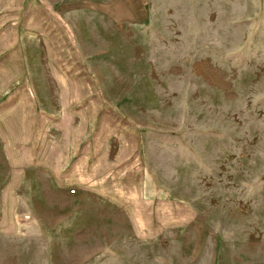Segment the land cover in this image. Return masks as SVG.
<instances>
[{
  "label": "rangeland",
  "instance_id": "rangeland-1",
  "mask_svg": "<svg viewBox=\"0 0 264 264\" xmlns=\"http://www.w3.org/2000/svg\"><path fill=\"white\" fill-rule=\"evenodd\" d=\"M0 264H264V0H0Z\"/></svg>",
  "mask_w": 264,
  "mask_h": 264
},
{
  "label": "built area",
  "instance_id": "built-area-1",
  "mask_svg": "<svg viewBox=\"0 0 264 264\" xmlns=\"http://www.w3.org/2000/svg\"><path fill=\"white\" fill-rule=\"evenodd\" d=\"M70 194H74V191L70 190Z\"/></svg>",
  "mask_w": 264,
  "mask_h": 264
},
{
  "label": "crops",
  "instance_id": "crops-1",
  "mask_svg": "<svg viewBox=\"0 0 264 264\" xmlns=\"http://www.w3.org/2000/svg\"><path fill=\"white\" fill-rule=\"evenodd\" d=\"M97 187V186H96ZM95 218H96V216H95Z\"/></svg>",
  "mask_w": 264,
  "mask_h": 264
}]
</instances>
